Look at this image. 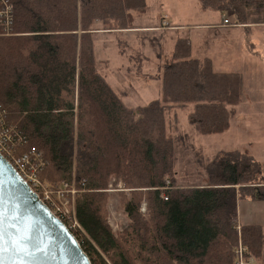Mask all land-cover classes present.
<instances>
[{
  "label": "trees",
  "instance_id": "1",
  "mask_svg": "<svg viewBox=\"0 0 264 264\" xmlns=\"http://www.w3.org/2000/svg\"><path fill=\"white\" fill-rule=\"evenodd\" d=\"M145 1L8 0L12 34L0 37L4 128L17 154L42 153L41 182H68L74 173L84 191L76 199L75 219L88 250L77 241L91 264L89 252L97 264H106L101 255L109 264H233L237 203L263 193L261 165L247 151H232L208 165L204 185L180 188L173 159L178 111H187L201 136L226 133L230 109L243 100V77L215 72L210 59L193 58L188 40L179 38L161 66L159 98L125 106L97 68L93 26L134 30L135 16L147 11ZM197 2L204 12L231 11L233 25L246 30L264 26V0ZM111 178L132 190L124 204L131 225L121 238L105 218ZM240 230L259 262L261 228Z\"/></svg>",
  "mask_w": 264,
  "mask_h": 264
},
{
  "label": "rangeland",
  "instance_id": "2",
  "mask_svg": "<svg viewBox=\"0 0 264 264\" xmlns=\"http://www.w3.org/2000/svg\"><path fill=\"white\" fill-rule=\"evenodd\" d=\"M145 2L147 11L143 16H136V26L159 25L158 19L163 17L166 24L180 27L178 31L167 32V37L163 32H151L139 33L134 38L139 43L152 42L156 45L158 52H161L160 56L156 58V62L150 65L151 71L135 73V68L132 69L131 64H137L136 59H131V63L128 64L129 71L124 70L127 67V63L124 61L126 65L122 66L123 69L113 68L112 64L117 63L113 51L115 37L105 38L103 36H96L93 39L96 59L98 62H106L102 65L99 63L101 66L99 65L98 70L128 107L146 106L150 101L159 98V82L155 76L160 73V65L169 58V49L167 52L165 50L179 38L189 41L192 57L210 58L215 72L241 74L244 83L243 101L239 106L230 109V126L226 133L208 137L201 136L188 123L187 111L178 112L179 132L175 136L173 159L176 184L180 188L204 185L208 178V165L213 162L218 165L217 163L223 161L227 153L235 150L247 151L259 162L262 168L261 179L264 184V26L260 28L256 25L252 35L249 36L252 43L251 51L258 53L259 59L246 49L244 31L233 25L235 17L231 11L203 12L200 10L197 0H146ZM251 17L249 21H252ZM223 18L230 25L221 28L219 25ZM211 25V28H195V26ZM120 41L122 42L119 46L120 50H124V44L130 43V39H120ZM131 43H133V39H131ZM100 45H103L106 51H101ZM142 86L148 87L145 96H141L138 98L139 101L129 104L122 95L123 92H127L126 96L132 99L135 93L130 88L139 91ZM2 139L3 137L0 135V146L6 148ZM30 150L23 154H17L16 150H12L11 153L16 161L23 155L29 156L33 166L28 165L25 168V173L33 181L39 194L45 196L58 214L64 216L66 224L71 228L79 243L88 250L85 244L87 237L75 219L76 199L84 191L78 186L74 173L68 182H56L55 185L41 182L39 173L44 166L42 153L37 151L38 158L30 154ZM216 171L218 172V167H216ZM63 185L73 186L68 191H74V194L63 190ZM57 191H63L64 196L58 195ZM131 191L125 189L121 181L110 179L106 190L105 218L115 238H121L131 225L124 213V204L130 199ZM262 192H257L254 199L238 201L237 222L240 226L257 225L264 232V185ZM139 213L142 217H146L147 209L144 200H142ZM240 226L236 223L232 228L237 238V243L232 248V255L235 258L233 264H240L234 254L238 246L243 249L242 264H258V261L242 242L241 230H237V227L240 228ZM89 253L94 264H97L96 256L92 255V252ZM101 259L109 264L103 255H101Z\"/></svg>",
  "mask_w": 264,
  "mask_h": 264
},
{
  "label": "water",
  "instance_id": "3",
  "mask_svg": "<svg viewBox=\"0 0 264 264\" xmlns=\"http://www.w3.org/2000/svg\"><path fill=\"white\" fill-rule=\"evenodd\" d=\"M0 264H91L76 237L0 155Z\"/></svg>",
  "mask_w": 264,
  "mask_h": 264
},
{
  "label": "crops",
  "instance_id": "4",
  "mask_svg": "<svg viewBox=\"0 0 264 264\" xmlns=\"http://www.w3.org/2000/svg\"><path fill=\"white\" fill-rule=\"evenodd\" d=\"M200 8V7H199ZM201 10V9H200ZM204 12V11H203ZM143 16V15H142ZM223 17V16H222ZM136 18V16H135ZM135 18H134V27L135 29L134 30H131V31H124V32H120V33H116V32H109V31H102V25L101 23L99 22H95L94 23V26H93V29L95 30L93 32V35H92V41L93 39L96 37V36H103L105 38L107 37H115V40H113V43H114V53H115V56L117 59L116 64H112L113 68H122V66H124V62L127 63V67L124 68L125 71H129V66L128 64L131 63V59H136L137 61V64H134L132 63L131 65L133 66L132 69L135 68V73L138 72V71H142V72H146L148 73L149 71H151V68H150V65L154 64L156 62V58L160 56L161 52L157 50V47L156 45H154L152 42H137V40L135 41L134 38L139 34V33H151V32H163L164 33V36L167 37V32H171V31H178L180 29V27L178 26H171L169 24H166L165 22V19L163 17H159L158 19V22H159V25H153V26H143V27H138L136 26L135 24ZM223 20L224 18L222 19V22L221 24L219 25V27L221 28H224L225 26H229V25H224L223 24ZM161 23V24H160ZM218 26V25H217ZM216 26V27H217ZM236 27L238 28H241L243 31H244V35H245V39H244V45L246 46V49L248 51H251L249 50L248 48V45H252L251 43V40H250V37L252 35V31L255 29V26H249L251 27L250 30H246L244 29V26H240V25H235ZM211 28V26H195V28ZM256 27H260L262 28L261 26H256ZM259 29V28H257ZM120 39H130V43L127 45H123L125 48L124 50H120L119 46L122 44V42L120 41ZM131 39H133V43H131ZM176 41V40H175ZM189 42V41H188ZM171 43H172V40H171ZM174 44V42H173ZM173 44L171 47H168L167 50H165V52L168 51L169 49V57H170V53H171V50H172V47H173ZM190 44V43H189ZM171 45V44H170ZM191 45V44H190ZM101 49V51H106V48L103 46V45H100L99 47ZM135 48V49H133ZM163 48V46H162ZM250 49H251V46H250ZM93 50H95V44L93 42ZM250 54H252L253 56L255 57H259V54L256 55L254 53L256 52H249ZM94 55H95V52H94ZM135 57V58H133ZM194 58V57H193ZM203 58H207V57H202V58H197V59H203ZM96 59V57H95ZM118 59H120L121 61H119ZM169 59V58H168ZM210 59V58H208ZM211 60V59H210ZM124 61V62H123ZM96 62H97V68L99 67V65L101 64H106V62L104 61H99L96 59ZM212 62V60H211ZM100 63V64H99ZM158 64H161V63H158ZM163 64V63H162ZM162 64L160 65V69H161V66ZM100 65V66H101ZM126 65V64H125ZM212 66H213V63H212ZM123 69V68H122ZM100 72V71H99ZM101 73V72H100ZM237 74V73H236ZM103 75V74H102ZM241 75V74H240ZM104 76V75H103ZM158 76L159 75H156L155 76V79L158 81ZM105 78V77H104ZM106 79V78H105ZM159 82V81H158ZM108 83V82H107ZM133 90V92L135 93L133 95V98H129L126 96L127 92H123L124 94H122L124 96V98L126 99V101L129 103V104H132V103H135L136 101H139L138 98H140L141 96H145V92L148 90V87L147 86H142L140 87L139 91L138 90H134V88H130ZM159 89H160V85H159ZM141 94V95H139ZM158 99V98H157ZM155 99V100H157ZM121 100V99H120ZM122 101V100H121ZM154 101V100H152ZM150 101V102H152ZM243 101V100H242ZM149 102V103H150ZM148 103V104H149ZM124 104V103H123ZM125 105V104H124ZM126 106V105H125ZM128 107V106H127ZM138 107H143V106H134V107H129V108H138ZM237 107V106H236ZM180 112V111H178ZM183 112V111H181ZM185 112V111H184ZM229 130V129H228ZM237 151V150H235ZM232 152V151H231ZM246 199H251V198H246ZM238 226L239 223L237 222ZM249 226H257V225H249ZM242 226H240L241 228ZM263 232V231H262ZM263 236H264V232H263ZM258 264H264V248H263V257L262 259L258 262Z\"/></svg>",
  "mask_w": 264,
  "mask_h": 264
},
{
  "label": "built area",
  "instance_id": "5",
  "mask_svg": "<svg viewBox=\"0 0 264 264\" xmlns=\"http://www.w3.org/2000/svg\"><path fill=\"white\" fill-rule=\"evenodd\" d=\"M224 25H230V23L224 19L223 20ZM12 34V7L8 0H0V37H9ZM11 133V132H9ZM8 133V134H9ZM7 134V130L4 128L3 124V119H2V114L0 112V135L3 137L2 143H4L6 148H3L0 146V155L6 159L11 166L15 169V171L19 174V176L27 183L31 191L36 194L38 199L44 204L49 211L59 220L61 221L67 229L73 234L71 228L66 224V220L63 215L58 214L57 210L55 209L54 206L50 204L48 199L42 195L39 194L37 188L35 187L33 181L27 176L25 173V168L30 165L33 166V163L30 162L29 156L28 155H23V157L18 158V160L13 159L12 155V150H13V145L11 143V136ZM30 154L33 156H37L38 154L34 149H31ZM39 158V157H38ZM63 190H66L69 193H73L74 191H68L73 188V186L70 185H63ZM58 195L60 194L62 197L64 196L63 191H57ZM56 205V204H55ZM57 206V205H56ZM237 230L240 231V228L237 227ZM77 239V238H76ZM236 258L239 259L240 264L243 263V249L241 246H238L236 251L234 252ZM239 264V263H237Z\"/></svg>",
  "mask_w": 264,
  "mask_h": 264
},
{
  "label": "snow or ice",
  "instance_id": "6",
  "mask_svg": "<svg viewBox=\"0 0 264 264\" xmlns=\"http://www.w3.org/2000/svg\"><path fill=\"white\" fill-rule=\"evenodd\" d=\"M0 225H2V220H0ZM3 238V234H2V231H0V240H2Z\"/></svg>",
  "mask_w": 264,
  "mask_h": 264
}]
</instances>
